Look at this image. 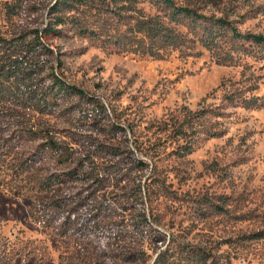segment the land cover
<instances>
[{"label":"rangeland","instance_id":"obj_1","mask_svg":"<svg viewBox=\"0 0 264 264\" xmlns=\"http://www.w3.org/2000/svg\"><path fill=\"white\" fill-rule=\"evenodd\" d=\"M71 1L0 0V59L39 30L53 50L42 76L84 91L47 111L0 100V264H264V55L231 29L264 34V0H175L209 17L197 23L143 0ZM58 15L94 32L46 34ZM156 17L182 42L139 30ZM203 108L229 113L191 149L153 126ZM90 203L108 207V233L64 232V212L93 216Z\"/></svg>","mask_w":264,"mask_h":264},{"label":"trees","instance_id":"obj_2","mask_svg":"<svg viewBox=\"0 0 264 264\" xmlns=\"http://www.w3.org/2000/svg\"><path fill=\"white\" fill-rule=\"evenodd\" d=\"M121 1H139V0H121ZM148 1L160 9L166 12V17L172 21L179 23L184 17H189L193 21L202 22L209 19L208 16L199 14L191 7L180 5L175 0H143ZM71 0H57L53 8L55 11L60 10V5H72ZM201 19V20H200ZM219 23H225L223 18L217 19ZM75 25L79 26V31H85L87 33H93L94 31L88 28H83L76 19L69 18V16L58 15L53 24L51 23L45 31L60 33L61 29L58 25ZM234 37L244 38L254 45V51L261 52L264 55V34L248 32L243 33L238 31L236 27L231 26ZM140 31H146L150 36L151 41L155 42L161 39L164 44L177 45L182 42L183 34L176 31L173 27L165 23L164 20L159 17L144 21L139 29ZM35 35L32 39L27 38L28 33H23L13 44H8L10 55H3L0 59V100H15L22 101L24 105H34L42 111L51 109L59 99L64 95L80 94L84 91L76 85H72L67 82L60 74L55 72L54 68L49 69L46 75L42 76V73L47 69V60L40 59L42 55L53 52L48 44L42 42L40 31H35ZM221 35L217 29L210 28L204 31L201 36L203 43L212 48L217 45V39ZM116 40L115 42H117ZM120 41H118L119 43ZM256 46V47H255ZM44 77L50 79V86H45L43 90L42 80ZM11 80L18 85L17 90H14L10 84ZM6 84V85H5ZM42 86V87H40ZM49 97V98H48ZM225 100L229 103H235L236 105H242L243 100L237 97L236 94H228L225 96ZM51 105V106H50ZM208 112H210L208 114ZM229 112L223 109H200L191 112L186 111L180 113L178 116H173L164 120L162 123L154 124L159 131H170L174 133L169 134L177 139V142H183L186 148L191 149L202 138L215 137L221 133V130L217 128L219 120L213 119L216 116H225ZM189 115V116H188ZM173 138V139H174ZM116 153V152H114ZM84 164V163H83ZM62 178H53L48 185L53 183H63ZM84 207L88 205L83 203ZM81 204V205H83ZM91 204V203H90ZM90 206V205H89ZM63 207V206H62ZM93 210L96 208L98 212L95 215L87 216L85 212L79 209V206H73L72 209L65 211V220L63 221L64 232L70 229L74 234H80L89 236L97 231H102L105 235L108 233L103 224L97 221L98 215L101 213H108V207L103 203L91 204ZM87 209V208H86ZM64 219V218H63ZM72 225L74 228H72ZM200 258L198 262L201 264ZM203 262V261H202ZM204 263H207L205 259Z\"/></svg>","mask_w":264,"mask_h":264}]
</instances>
